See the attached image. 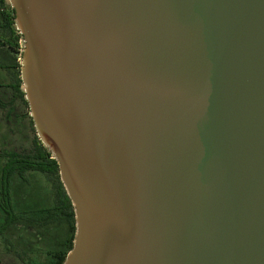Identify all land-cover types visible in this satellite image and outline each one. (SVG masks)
I'll return each instance as SVG.
<instances>
[{
  "label": "water",
  "instance_id": "water-1",
  "mask_svg": "<svg viewBox=\"0 0 264 264\" xmlns=\"http://www.w3.org/2000/svg\"><path fill=\"white\" fill-rule=\"evenodd\" d=\"M4 1L62 264H264V0Z\"/></svg>",
  "mask_w": 264,
  "mask_h": 264
},
{
  "label": "trees",
  "instance_id": "trees-1",
  "mask_svg": "<svg viewBox=\"0 0 264 264\" xmlns=\"http://www.w3.org/2000/svg\"><path fill=\"white\" fill-rule=\"evenodd\" d=\"M13 20V10L6 5L4 0H0V50L5 49L13 55L12 65L0 59V71H4L8 77V83L5 86L0 85V90L5 89L8 93L0 92L4 96L0 95V107L3 106L2 100L7 104V107L18 106L23 112L21 117L23 121H26L25 126L33 134V138L30 150L23 153L17 152L16 149L0 152V159L3 160L0 175V239L6 236L4 232L8 228L15 226L20 220L29 227L37 225L43 231L42 236L53 226L65 222L67 233L61 243L62 247L45 252L44 257L42 256V262L31 257L27 258L28 261L25 263L62 264L66 254L71 249L74 236L73 208L60 182L57 163L51 159L50 154L39 142L32 121L28 116L27 104L20 90L18 60L20 58L21 36L14 29ZM18 117L20 116L18 115ZM39 175L44 176L48 184L43 185ZM47 185L50 186V189ZM30 187L38 188L37 194L40 205L33 209L27 207L16 212L14 204L19 202L17 200V203L12 202V189H15L16 194H21L24 190L25 194L27 193V198H30L32 194L28 193ZM35 195L33 194V196ZM3 259H6V262L10 259L13 262L22 260L20 253L0 256V264H3Z\"/></svg>",
  "mask_w": 264,
  "mask_h": 264
},
{
  "label": "rangeland",
  "instance_id": "rangeland-1",
  "mask_svg": "<svg viewBox=\"0 0 264 264\" xmlns=\"http://www.w3.org/2000/svg\"><path fill=\"white\" fill-rule=\"evenodd\" d=\"M0 59L8 64H13V55L5 49L0 50ZM19 61L20 58L18 62ZM7 83L8 77L6 73L0 71V85L5 86ZM1 91L7 93L5 89H1L0 92ZM0 95L3 96L2 94ZM2 104L3 106L0 107V152H8L16 149L17 152L23 153L24 151L30 150L33 134L25 126L26 121H23L21 117L23 112L15 105H13V107H7V104H5L3 100ZM18 115L20 117H18ZM2 164L3 160L0 159V175ZM39 177L43 181V185L48 184L44 176L39 175ZM48 188L50 189V186ZM28 189H30L28 193H32L30 198H27V193L25 194L24 190H22L21 194H16L15 189H12V202L14 203L16 200L19 202L16 205L14 204L16 212H20V209L27 207L33 209L36 208L37 205H40L37 194L38 188L30 187ZM33 194L36 195L33 196ZM42 233L43 231H41L37 225H31V227H29V225H26L22 220L18 221L15 226L8 228L4 232L6 236L0 239V256L20 253L22 260L19 259L16 263L13 262L12 259L8 262H6V259H3V264H25L26 261H28L26 259L31 257L36 260H41L42 262L45 252L60 249L62 247L61 243L65 239L67 227L65 226V222H62V224L50 228L43 236Z\"/></svg>",
  "mask_w": 264,
  "mask_h": 264
}]
</instances>
